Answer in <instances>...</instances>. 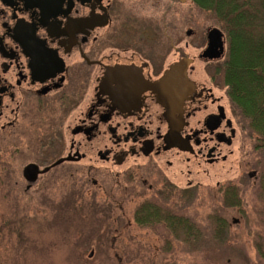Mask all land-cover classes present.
<instances>
[{
  "label": "flooded vegetation",
  "instance_id": "flooded-vegetation-1",
  "mask_svg": "<svg viewBox=\"0 0 264 264\" xmlns=\"http://www.w3.org/2000/svg\"><path fill=\"white\" fill-rule=\"evenodd\" d=\"M174 2L187 3L0 0V142L35 160L22 171L27 192L45 189L46 177L47 188L60 184L62 169L73 179L82 163L83 183L96 187L103 168L131 171L142 159L154 175L180 155L197 167L219 162L236 136L217 97L220 58L203 56L209 30L200 82L189 43L174 38ZM184 62L190 93L179 71L170 92L157 90Z\"/></svg>",
  "mask_w": 264,
  "mask_h": 264
},
{
  "label": "rangeland",
  "instance_id": "rangeland-1",
  "mask_svg": "<svg viewBox=\"0 0 264 264\" xmlns=\"http://www.w3.org/2000/svg\"><path fill=\"white\" fill-rule=\"evenodd\" d=\"M171 10L174 38L182 39L181 46L189 43L187 54L196 60L195 76L201 82L208 67L198 56L208 31L221 28L212 13L192 1L174 2ZM216 65L209 67L213 71ZM219 77L217 97L223 96L231 117L221 73ZM232 117L236 136L230 146H222L226 159L216 165H187L180 155L168 159L172 167L159 161L154 175L145 168L149 160L142 159V167L132 165L131 171L129 163L103 168L96 187L83 183L82 163L73 179L62 169L60 184L52 181L47 188L46 177L40 182L45 189L27 192L22 171L35 160L10 156L7 143L0 142V264H264L259 182L264 156L256 150V137ZM227 190L233 195L229 201L239 200L238 206L225 204ZM147 205L161 208L169 221L188 224L175 229L170 222L138 223L137 212ZM219 219L229 225L223 241Z\"/></svg>",
  "mask_w": 264,
  "mask_h": 264
},
{
  "label": "trees",
  "instance_id": "trees-1",
  "mask_svg": "<svg viewBox=\"0 0 264 264\" xmlns=\"http://www.w3.org/2000/svg\"><path fill=\"white\" fill-rule=\"evenodd\" d=\"M191 1L217 19L227 47L218 71L223 77L230 111L235 118L240 119L238 123L256 137V150L264 156V0ZM259 179L264 193V169ZM231 192L226 191L225 204L228 207L238 206L239 200L229 201L230 196H233ZM162 212L161 208L154 205L144 206L137 212L136 221L149 225L170 222L175 229L188 224H182L176 219L169 221L166 216L162 217ZM228 228L225 219L217 220L221 241Z\"/></svg>",
  "mask_w": 264,
  "mask_h": 264
},
{
  "label": "water",
  "instance_id": "water-1",
  "mask_svg": "<svg viewBox=\"0 0 264 264\" xmlns=\"http://www.w3.org/2000/svg\"><path fill=\"white\" fill-rule=\"evenodd\" d=\"M182 3L187 2L188 0H179ZM188 35H191V31L188 33ZM223 33L217 29H211L208 33V47L205 50L203 56L208 58V59H218L220 58L223 53H224V49H225V44H224V39H223ZM188 66V62L187 63H182V65H177L172 69V72L170 74H168L167 77H165V79L162 81V83H160V85L157 84V90L161 88V84L163 85V88L166 90H169L170 92V88L169 87L170 83L172 81H175L177 77H175V73L174 72H182V78L184 79L185 83L187 84L186 86H188L189 90H186V94L190 93L191 91V86L188 85L187 83V79L185 76V71H186V67ZM174 74V75H173ZM154 87L156 85H153ZM152 86V87H153ZM165 90V91H166ZM164 102V101H163ZM252 177V176H251Z\"/></svg>",
  "mask_w": 264,
  "mask_h": 264
}]
</instances>
